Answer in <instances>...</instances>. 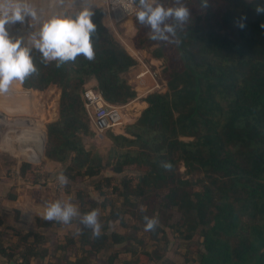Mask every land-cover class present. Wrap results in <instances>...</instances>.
Listing matches in <instances>:
<instances>
[{
  "label": "trees",
  "instance_id": "16d2710c",
  "mask_svg": "<svg viewBox=\"0 0 264 264\" xmlns=\"http://www.w3.org/2000/svg\"><path fill=\"white\" fill-rule=\"evenodd\" d=\"M161 2L166 7L173 4V0ZM183 3L191 18L177 30L171 43L150 40L149 29L140 25L135 15L132 18L135 48L148 51L155 47L152 56L166 59L160 77L167 90L144 98L147 107L125 127V135L106 132L113 145L106 162L110 171L132 170L135 175H123L116 183L114 175L100 177L95 189L104 195L103 201H90L84 188L73 189L74 183L99 177L103 170L104 158L84 145V137L95 132L82 94L87 83L95 79V88L108 103H128L136 92L124 74L136 61L104 27L100 10L92 16L96 25L94 60L78 56L57 68L55 61L45 65L40 55L33 53L38 71L20 86L33 92L35 118L47 135L40 166L45 170L48 162L64 166L63 174L68 178L64 194L76 193L73 201L81 214L99 210V205H108L109 212H99V238L78 218L69 224L41 219L48 201L46 183H40L37 165L23 162L15 173L32 189L13 192L7 200L15 202L22 197L40 210L15 208L16 221L39 229L74 224L79 228L60 236L8 227L17 241L6 244V232L0 231V254L7 262L21 259L20 264H33L45 259L49 255L46 244L50 243L52 255L63 254L61 264H89L92 259L95 264H151L160 256L145 247L137 251L131 244H144L137 239V232L144 229L143 216L157 219L160 215L165 227L176 214L170 227L186 241L199 238L189 248L195 254L194 263L264 264V13L255 11L264 0H208L206 8L200 6V0ZM9 160L13 165L14 160ZM161 161L170 162L172 171L161 168ZM10 164L0 181L11 178ZM181 165L186 173L197 171L203 176L185 179L179 171ZM109 187L110 192L106 190ZM116 199L122 200L121 205ZM140 205L145 206V213L139 211ZM125 213L132 221L131 231L108 230L107 221L114 219L126 227L121 216ZM162 225L149 232L153 240L164 238L167 243ZM123 243L128 259L119 260L118 251L102 257L105 250Z\"/></svg>",
  "mask_w": 264,
  "mask_h": 264
},
{
  "label": "clouds",
  "instance_id": "9594fccd",
  "mask_svg": "<svg viewBox=\"0 0 264 264\" xmlns=\"http://www.w3.org/2000/svg\"><path fill=\"white\" fill-rule=\"evenodd\" d=\"M132 3L136 8L137 22L149 29L148 38L152 41L173 42L177 30L187 25L191 18L190 10L183 0H173L172 6L168 7L161 0H132ZM200 6L206 8L208 0H200ZM121 7L129 11L126 4ZM255 11L264 13V5L257 4ZM92 16L90 7H83L72 14L53 15L42 23L39 30L32 32L25 43L22 39L13 40L5 25L23 22L25 17H30L31 21L38 19L31 0H0V94L7 93L14 82L23 83L27 77L37 73L34 52L40 55L41 63L47 65L55 61L57 68L74 62L78 56L94 60L93 36L96 25ZM238 26L243 28L244 24L239 23ZM159 166L166 171L173 169L168 161H161ZM56 179L61 187L68 184V178L63 173ZM139 211L145 213V206L140 205ZM99 215L97 209L81 214L71 202L56 200L44 205L40 218L61 224H69L78 218L84 228L91 230L93 237L99 238L102 234ZM143 221L145 232L155 231L159 224L158 219L148 215L143 216Z\"/></svg>",
  "mask_w": 264,
  "mask_h": 264
},
{
  "label": "crops",
  "instance_id": "0c3cea01",
  "mask_svg": "<svg viewBox=\"0 0 264 264\" xmlns=\"http://www.w3.org/2000/svg\"><path fill=\"white\" fill-rule=\"evenodd\" d=\"M73 2V11L75 12L82 10L83 7H90L92 13H94L95 10H100L102 13L101 21L104 27L125 48L129 55L135 59L136 64L124 74V77L126 78L128 84L131 85L136 92V97L128 103L118 107H120V112L122 113L123 123L124 121H136L141 112L147 107V104L144 101L146 93H143V90H147V88H151L153 85V80L149 79L147 74L142 75V73H144L145 67H147L146 64L148 59L150 60L149 65H155L156 67V64H154L155 61H152V59L159 60V58L152 55L145 56L148 54L147 51L139 50L134 47L131 41L136 31L133 25V17L116 24L112 21L110 14L106 12L103 0H74ZM31 3L37 11L38 19L31 21L30 17H25L23 22L18 21L14 24H6L5 27L12 39H22L26 43L28 36L35 31L32 30V27L40 28L45 20L50 19L53 15H65V11L68 9V3H65V0H31ZM36 30H38V28ZM143 57H147V60H143ZM17 83L18 85L16 86L12 84L7 93L0 94V117H2L0 119L4 120L5 118L3 116L12 119L22 118L27 119L26 122L28 123L26 124L27 126L23 124H16V126L11 128L9 131L7 126L0 123V130H2V133L5 130V135L9 136L13 132L15 134H21L19 135V139H17L14 144H17L18 147L22 148V152L25 154L21 155L22 157L16 161L13 166V170L18 169V166L21 164L20 161L23 159H25L27 163H35L36 165L42 164L41 155L44 152L42 146H46L47 143L45 129L41 123L35 119L37 110L34 94L32 91L22 90L20 82L17 81ZM96 85L97 82L95 79H91L87 83V86L89 87H96ZM93 131L96 133L94 129ZM117 132L121 133V135H125L124 129H118ZM1 140L2 137H0V142ZM12 153H15V151L13 150ZM45 168L53 180L52 183H48V186H46V192L48 195L47 202L66 200V202L74 204V202L70 201L68 197L62 195L60 196L58 194L59 191L56 189L58 184L56 178L60 173L64 172V166L48 162L47 165H45ZM1 170L2 173H0V177H4L5 169ZM30 189H32V186L26 184L16 173L13 174L9 180L0 181V231L6 232V237L4 239L6 244H12L17 241L13 231L11 229H7L8 227L23 228L25 229V232L37 231L43 234L57 233L60 236L67 234L71 231V229H73L70 225L54 229H39L35 225L25 227L23 224L17 222L14 212L15 208L23 207L26 210L39 211L40 206L31 207L24 202L22 197L18 198L15 202L8 201L6 196L13 192L26 193ZM56 190L58 191L57 193ZM46 247H49V255L45 259L35 260L33 264H48V262L50 264H61L63 254L52 255V247L50 245H46ZM58 257L60 258L57 260ZM0 264H10V262H7L0 254Z\"/></svg>",
  "mask_w": 264,
  "mask_h": 264
},
{
  "label": "rangeland",
  "instance_id": "374dc122",
  "mask_svg": "<svg viewBox=\"0 0 264 264\" xmlns=\"http://www.w3.org/2000/svg\"><path fill=\"white\" fill-rule=\"evenodd\" d=\"M73 1L74 0H65V3L66 2L68 3V5H67L68 9L65 11L66 12L65 14H72V13L75 12V11H73V8H74V2ZM245 1L250 2V1H253V0H245ZM37 28L39 30V27H37ZM37 28L32 27V30H36ZM135 33H136V31H135ZM131 41H132V43L134 45L133 38H132ZM153 48H155V47L150 46L148 48V51L146 50L148 52V54L145 55V56L152 55L151 50ZM139 50H142V49H139ZM143 60H147V57H143ZM152 61H155L154 64H156V67H155V65L154 66L153 65H149L150 64V60L149 59H148V62L146 64V66H147V68H148V70L150 72H156L157 73L158 78H156V81L161 84V87H160V89L158 91L153 90L152 89L153 86H154V81H153V85H152L151 88H147V90H143V93H146L145 97L148 94L153 93V92H161V93H163V92H165L167 90L165 81H163L161 79V77H160L161 73L163 72V70L165 68V63H166L165 57L159 58V60H153L152 59ZM147 76L149 77V79H151L149 75H147ZM159 77H160V80L162 82L159 80ZM3 117L5 119L4 120L0 119V123L4 124V126H7L8 131L11 130V128L15 127L16 124H23L25 126H27L26 124H28L26 122L27 119H22V118H20V119H12V118H7L5 116H3ZM0 118H2V117H0ZM131 121H132V119H131ZM134 122L135 121H132V122L124 121V123H123V125L121 127L116 128L112 132L114 134H116V135L121 134V133L117 132L118 129H120V130L124 129L125 130V127L127 125L132 124ZM109 132H111V131H109ZM19 135H21V134H19V133L15 134L13 132L9 136H7V135H5V130L3 131V133H2V130H0V137H2V140L0 142V144H2V145H0V167L4 168L5 171H6V168H8V165L11 163L10 160H9V157H11L14 160V164L13 165L10 164V166L11 165L14 166L16 161L22 157L21 155L25 154V153L22 152L23 151L22 148L18 147L17 144H14V143H16L17 139H19ZM181 140L189 141V140H192V138L181 137ZM84 145H85V148L87 150H93L95 152H98L104 158L103 162H102L103 170H102L101 176H99V177L90 178V179L86 178V179H84L81 182L74 183L73 189L75 190V189L84 188L87 191V193L89 194V198L88 199L90 201L97 200V201L100 202V201L104 200V195H101L99 193V191L95 189V183L99 180L100 177L114 175V177H116V179L113 182L116 183L118 181V179L120 177H122L123 175H128V176L133 177L135 175V172H133L132 170H124L123 172H121L119 174H114L112 171H110L111 165L107 164L106 162H107V157H108V154L110 152V149L112 148L113 145H112V141L107 137L106 132L94 133L93 136L84 137ZM42 148H43V150H45L44 148H46V146H44V147L42 146ZM13 150L15 151V153H12ZM20 162L23 163V162H26V161H25V159H23ZM38 165L40 166V164H37V166ZM39 166H38V169L39 168L44 169V167H42V166L39 167ZM179 171H180V174L182 175L183 178L189 179V180H197L198 178H201L203 176L202 173L197 172V171L192 172L190 174L186 173V170L182 167V165H181ZM13 174H15V170L11 169V176ZM45 174H46L47 181H48V182H46V186H48V183H52L53 180L51 179L50 174L47 175V171L46 170H45ZM110 189H111L110 187L106 188V190L109 191V192H110ZM57 192L58 191L56 190V193ZM64 193H59L58 192V194L60 196L61 195L62 196H66V197H68V199L70 201L74 202L73 198L75 197L76 193L68 194V195H66ZM110 196L115 198L114 195H110ZM121 201H122L121 199H116V203H117L118 206L121 205V203H122ZM74 205L79 209V205L78 204H76L74 202ZM98 209H99V212L103 213L104 215L109 212V206L108 205L105 206V208H102L99 205ZM121 216L124 218V222L127 224V226L124 227L123 225L119 224V221L117 219L109 220V221H107V224L109 225L108 230H112L113 229V230H116V231H119V232H122L124 230L125 231H131V228L129 227V225H131L132 221L129 219L128 214L125 213V214H122ZM160 218L162 219V217H160V215H159L157 219L160 221L159 225L161 226L162 223H161ZM176 218H177V215L174 214L173 218L166 223L167 225L165 227L162 225V228L165 231L166 240L168 241L167 243H165L164 238H162L160 240V242H157V241L153 240L150 232H145L144 229H141V230H139L137 232V239L138 240H142L144 244H139L138 242L133 241V242H131L132 247L134 249H136L137 251H139L140 248L145 247L149 252L153 253L155 256H160L159 260H155L151 264H196V263L193 262V259L195 258V254L193 252H191L189 250V248L194 243H197L199 241V238L197 236H195L191 241L184 240L183 236L176 229L170 227V225H172L176 221ZM100 222H102V220ZM70 227L73 228V229H71V232L79 228L76 224L70 225ZM160 236L161 235H159L158 237H160ZM46 245H51V244L47 243ZM125 245L126 244L123 243V244H118L116 246H112V247L108 248L107 250L104 251V254H103L102 257L104 258L105 255H107L110 252L118 251L119 260L128 259L130 257V254L126 253V252H123V249H124ZM200 248H202V247L200 246ZM52 252H53V248H52ZM56 255H61V252H56ZM94 261L95 260L92 259L89 264H95Z\"/></svg>",
  "mask_w": 264,
  "mask_h": 264
},
{
  "label": "built area",
  "instance_id": "2783aa9c",
  "mask_svg": "<svg viewBox=\"0 0 264 264\" xmlns=\"http://www.w3.org/2000/svg\"><path fill=\"white\" fill-rule=\"evenodd\" d=\"M106 12L110 14L112 21L116 24L132 18L135 15L136 8L132 3V0H103ZM122 4H126L129 11H125ZM147 74L154 81L153 90L158 91L161 84L156 81L158 75L156 72H150L147 67H145L144 73ZM82 99L84 101L87 116L90 120L91 128H93L96 133H103L107 131H114L123 125L122 113L120 112V107L118 105H113L108 103L101 92H99L95 87L86 86L82 94ZM92 129V130H93ZM40 176V183L45 184L47 182L45 170L39 168L37 170ZM56 189L60 193L65 192V186L61 187L59 183ZM22 260H18L17 263L20 264Z\"/></svg>",
  "mask_w": 264,
  "mask_h": 264
},
{
  "label": "water",
  "instance_id": "95a60500",
  "mask_svg": "<svg viewBox=\"0 0 264 264\" xmlns=\"http://www.w3.org/2000/svg\"><path fill=\"white\" fill-rule=\"evenodd\" d=\"M10 264H17L15 261L10 262Z\"/></svg>",
  "mask_w": 264,
  "mask_h": 264
}]
</instances>
